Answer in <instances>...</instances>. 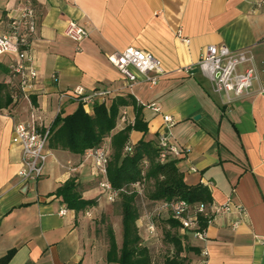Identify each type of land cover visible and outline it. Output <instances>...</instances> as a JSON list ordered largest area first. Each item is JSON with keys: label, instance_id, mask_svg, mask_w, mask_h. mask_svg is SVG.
<instances>
[{"label": "crops", "instance_id": "obj_1", "mask_svg": "<svg viewBox=\"0 0 264 264\" xmlns=\"http://www.w3.org/2000/svg\"><path fill=\"white\" fill-rule=\"evenodd\" d=\"M24 0H0V29ZM37 34L31 43L29 67L38 74L29 99L15 103L20 75L11 71L16 57H0V84L13 104L0 111V261L9 264H109L107 247L99 242L90 212L65 209L56 191L75 179L81 196L95 197L99 188L92 160L85 155L51 150L44 176L25 182L18 173L22 148L14 145L13 126L37 111L51 128L58 116L74 114L81 104L89 115L96 103L63 98L82 88L86 96L109 92L105 104L132 97L122 107L113 132L134 125L139 116L147 136L130 133V146L143 138L158 143L170 116L172 141L183 149L178 168L190 187L203 186L215 207L235 209L213 218L207 240L173 229L181 238L189 264H264V7L256 0H32ZM83 26L89 37L81 44L65 36L69 22ZM178 31L189 40L185 43ZM224 45L232 52L248 51L260 81L252 92L228 104L197 67L208 46ZM136 48L152 54L164 75L156 85L130 86L108 61L116 51ZM252 68L246 64L244 72ZM155 76V74H152ZM153 105L161 109L156 112ZM105 142L110 144L111 139ZM75 169V172L70 171ZM100 189V188H99ZM101 191V190H100ZM107 201V200H106ZM239 222L237 228L234 223ZM139 225L143 226L139 221ZM169 229V225H168ZM146 237H148L146 235ZM207 253L205 255L204 253Z\"/></svg>", "mask_w": 264, "mask_h": 264}, {"label": "built area", "instance_id": "obj_2", "mask_svg": "<svg viewBox=\"0 0 264 264\" xmlns=\"http://www.w3.org/2000/svg\"><path fill=\"white\" fill-rule=\"evenodd\" d=\"M32 0H24L23 4L15 12L10 13L7 22L0 29V57L11 55L16 57L15 63L10 66L12 72L20 75L18 86L24 99H29L35 90L34 80L38 74L34 68L28 66L31 62L29 50L37 34V13ZM259 6L264 7V0H256ZM65 36L77 44H81L89 37L88 31L78 23H68L64 32ZM178 37L185 43L189 40L184 38L181 31ZM109 63L125 77L132 87L141 82V79L154 86L158 83L159 77L164 75L161 63L152 54L145 51L128 48L124 51H116L108 56ZM251 64L252 68L240 72L239 68ZM254 58L248 51L232 52L224 45L208 46L197 64L202 75L213 85L214 91L225 96L228 104L242 99L252 92L254 82H259L258 71L253 66ZM155 74V76H152ZM264 92V87L260 90ZM109 92H100L90 96L84 94L82 88H77L71 95H63V98L77 99L83 103H91L94 100L105 102ZM156 112L161 109L153 105ZM124 119V117H123ZM122 119V120H123ZM165 126L163 133L158 139V148L161 151V162L168 158H179L183 149L172 141L170 130L174 120L170 116L164 117ZM51 137L50 128L45 126L43 117L34 111L25 122L15 123L13 126L14 145L22 148V167L18 176L25 182H38L44 176L45 169L51 153L49 151V140ZM125 151L131 153L130 146ZM110 144L104 142L100 147L87 152L86 159L92 160L97 176L98 187L106 197L107 202L115 203L121 194L127 193L126 189H114L108 181V167L111 159ZM75 172V169H70ZM136 194L143 198V185L137 183L133 186ZM144 208L147 206L144 203ZM235 209L240 215H244L241 207L234 204L223 206L206 205L204 203L192 206L183 200L164 201L155 204L152 210L146 212L140 218L145 226L146 232L151 237L159 235L156 220L158 217L169 215L180 224L182 231L192 233V236L200 241L207 240V229L212 224L213 217L222 213H230ZM67 210L62 209L60 215L65 216ZM200 217L207 219V226L202 227ZM239 222L234 223L237 228ZM264 246V240H259ZM207 255V253H204Z\"/></svg>", "mask_w": 264, "mask_h": 264}, {"label": "trees", "instance_id": "obj_3", "mask_svg": "<svg viewBox=\"0 0 264 264\" xmlns=\"http://www.w3.org/2000/svg\"><path fill=\"white\" fill-rule=\"evenodd\" d=\"M0 84V111L13 104L11 95ZM15 103L22 100L23 95L19 88L14 89ZM135 103L132 97L117 98L108 107L104 102L96 103L94 114L89 115L83 104L78 110L67 117L58 116L50 126L51 137L49 149L67 151L73 155H85L87 152L100 147L108 138L111 139V159L108 167V181L114 189H126L127 193L120 196L122 213V245L118 246L113 228L107 230L109 246L106 261L109 264H189L183 256L185 248L180 237L173 232L180 224L169 215L163 216L168 221L169 232L164 239L160 234L157 237L143 236L139 225L142 217V206L153 207L164 201L183 200L195 206L200 203L212 204L211 194L206 187H190L185 183L184 174L178 168V160L168 158L161 162V151L158 143L146 141L144 138L135 146H130V133L142 132L147 136V124L140 114L132 126L114 134L119 120H122L120 111ZM130 146L131 153L125 151ZM147 182L153 187L144 191ZM137 183L143 185V198L136 194L133 188ZM75 179L67 181L56 191V197L65 205V210L75 213H85L97 206L95 199H85L81 196ZM161 218V217H160ZM203 228L207 226V219L200 217ZM146 231V229H145ZM168 245V252L159 261L161 249ZM15 251L9 252L0 264H9Z\"/></svg>", "mask_w": 264, "mask_h": 264}, {"label": "rangeland", "instance_id": "obj_4", "mask_svg": "<svg viewBox=\"0 0 264 264\" xmlns=\"http://www.w3.org/2000/svg\"><path fill=\"white\" fill-rule=\"evenodd\" d=\"M98 184V183H97ZM153 184L152 182H147L144 186V191L152 189ZM95 197H98L100 199V205L98 202V199H95L98 203L97 206L93 209H89L88 212H90L92 215L90 216V223L95 231L94 235L96 239L99 242H104V245L107 247L109 246V238L107 234V230L109 228H113L116 240L118 243V246L121 247L122 245V213H121V206H120V199L116 201L115 203H109L106 201V197L102 194L99 188L95 189L94 193ZM152 210V207L144 208V205L142 206V216H145L146 212H149ZM158 231L161 236V238L164 239L165 234L169 232L168 229V221L166 219H163V217H158L156 220ZM145 226L143 225V229L141 230V233L143 236L146 237L147 233L145 231ZM165 244V242H164ZM168 252V245L165 244L163 249H161V254L159 256V261L163 259V257Z\"/></svg>", "mask_w": 264, "mask_h": 264}]
</instances>
